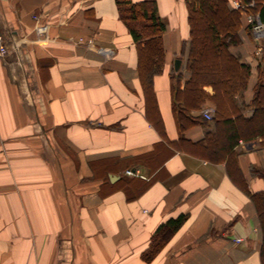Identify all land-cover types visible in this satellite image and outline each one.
Segmentation results:
<instances>
[{
	"label": "crops",
	"instance_id": "crops-1",
	"mask_svg": "<svg viewBox=\"0 0 264 264\" xmlns=\"http://www.w3.org/2000/svg\"><path fill=\"white\" fill-rule=\"evenodd\" d=\"M155 2L165 58L148 98L116 0H0V264H262L242 186L264 190V128L242 125L264 115V33L246 30L248 14L264 23V0L231 47L247 71L219 109L210 85L197 95L185 86L186 1ZM224 116L240 136L221 147L211 137L228 133ZM180 215L147 262L158 226Z\"/></svg>",
	"mask_w": 264,
	"mask_h": 264
},
{
	"label": "trees",
	"instance_id": "trees-1",
	"mask_svg": "<svg viewBox=\"0 0 264 264\" xmlns=\"http://www.w3.org/2000/svg\"><path fill=\"white\" fill-rule=\"evenodd\" d=\"M188 10V23L190 32V50L187 59L189 77L185 86L190 87L195 95L203 85H210L214 93L207 94L216 107H222L229 100L234 88L241 83L243 73L247 71V64L240 61L234 54L232 46L242 42L239 30L243 25V18L248 13L258 10L262 0H255L254 5L237 8L230 6L229 0H185ZM120 18L130 29L139 46V72L144 81L148 98L153 97L151 86L147 83L148 75L160 72L164 66L165 50L163 33L165 23L157 12L155 0H116ZM252 29V24L247 21L246 30ZM212 64L217 74H207L204 66ZM209 72V71H208ZM211 72V71H210ZM243 75V76H242ZM244 79V77H243ZM216 108V109H217ZM257 114V113H256ZM250 115L252 121L264 115ZM221 115H213L215 121H219ZM224 126L230 132V145L235 143L240 134L235 130L234 121L228 116L222 120ZM245 140H251L252 136H244ZM260 145L264 146V134L261 136ZM229 148V147H228ZM226 149V148H225ZM227 163L235 156L234 151H229ZM231 175L233 172L229 169ZM235 178V177H234ZM255 203L262 228V246L260 249L262 264H264V190L251 193L246 186H242ZM186 216L180 215L160 224L154 232L149 246L143 252V258L151 262L163 249L168 240L184 222Z\"/></svg>",
	"mask_w": 264,
	"mask_h": 264
},
{
	"label": "built area",
	"instance_id": "built-area-1",
	"mask_svg": "<svg viewBox=\"0 0 264 264\" xmlns=\"http://www.w3.org/2000/svg\"><path fill=\"white\" fill-rule=\"evenodd\" d=\"M255 3V0H249L245 3L241 2V1H234V6L237 8H245V7H249L252 6ZM35 18H38V15H35ZM247 19L249 22L252 23V28L253 31L256 35V37L261 36L264 33V23L261 22L260 18L258 17V14H248L247 15ZM46 25H37L36 26V31L38 33V35H41L44 33V31L46 30ZM101 51H105V52H109V49H104L101 48ZM8 52V46L4 40V35L2 32H0V57H3L7 54ZM203 115L207 118V119H212L213 118V108L212 107H206L203 109ZM131 173V171H128Z\"/></svg>",
	"mask_w": 264,
	"mask_h": 264
},
{
	"label": "rangeland",
	"instance_id": "rangeland-1",
	"mask_svg": "<svg viewBox=\"0 0 264 264\" xmlns=\"http://www.w3.org/2000/svg\"><path fill=\"white\" fill-rule=\"evenodd\" d=\"M212 66L213 65L209 64V63L206 66H204V68L207 70L206 71L207 73L204 76H209L207 74H213L214 75V74L218 73L217 71H212L213 70ZM261 118L262 117H258L256 120L247 122L246 124L242 125V131L243 132H250L252 130H258V129L264 128V125L262 127ZM229 136H230V132H228L227 134H225V133H220V135L217 134L216 137H214V139H213V137H211V139H212L211 143L216 144V146L221 145V147H226L227 143H228Z\"/></svg>",
	"mask_w": 264,
	"mask_h": 264
}]
</instances>
